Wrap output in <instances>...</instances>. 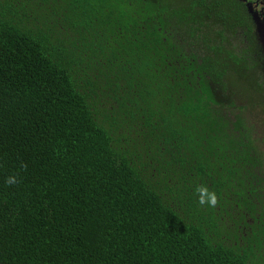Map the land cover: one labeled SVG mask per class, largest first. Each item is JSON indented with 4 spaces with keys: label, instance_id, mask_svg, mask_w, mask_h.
<instances>
[{
    "label": "trees",
    "instance_id": "16d2710c",
    "mask_svg": "<svg viewBox=\"0 0 264 264\" xmlns=\"http://www.w3.org/2000/svg\"><path fill=\"white\" fill-rule=\"evenodd\" d=\"M195 2L0 0V264H264L248 68Z\"/></svg>",
    "mask_w": 264,
    "mask_h": 264
},
{
    "label": "flooded vegetation",
    "instance_id": "af4514ba",
    "mask_svg": "<svg viewBox=\"0 0 264 264\" xmlns=\"http://www.w3.org/2000/svg\"><path fill=\"white\" fill-rule=\"evenodd\" d=\"M195 5L205 16L203 30L221 31L224 44L247 65L251 92L264 94V0H198ZM224 8L232 16L228 20L215 14ZM218 36L210 35L213 39ZM260 103L257 106L262 105L264 113V101Z\"/></svg>",
    "mask_w": 264,
    "mask_h": 264
},
{
    "label": "rangeland",
    "instance_id": "374dc122",
    "mask_svg": "<svg viewBox=\"0 0 264 264\" xmlns=\"http://www.w3.org/2000/svg\"><path fill=\"white\" fill-rule=\"evenodd\" d=\"M263 101L264 94L255 90L251 92L250 85L248 89L241 90L239 105H241L240 107L244 106V109L240 115L246 120L247 125H251L253 130L255 129L254 133L255 131L256 133H253V138L259 149L264 153V113L262 105L257 106V104H262L260 102ZM235 111L238 112V110Z\"/></svg>",
    "mask_w": 264,
    "mask_h": 264
},
{
    "label": "clouds",
    "instance_id": "9594fccd",
    "mask_svg": "<svg viewBox=\"0 0 264 264\" xmlns=\"http://www.w3.org/2000/svg\"><path fill=\"white\" fill-rule=\"evenodd\" d=\"M26 168V165L24 166ZM6 184L8 186H12L17 184L18 180L15 175L9 176L6 179ZM198 203L201 206H209V207H215L218 204V195L214 190H210L206 185H199L195 189Z\"/></svg>",
    "mask_w": 264,
    "mask_h": 264
}]
</instances>
